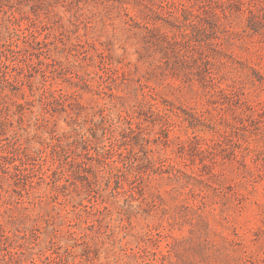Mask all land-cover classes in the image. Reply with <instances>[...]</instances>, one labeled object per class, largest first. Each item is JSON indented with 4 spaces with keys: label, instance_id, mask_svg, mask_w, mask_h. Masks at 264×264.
I'll use <instances>...</instances> for the list:
<instances>
[{
    "label": "rangeland",
    "instance_id": "obj_1",
    "mask_svg": "<svg viewBox=\"0 0 264 264\" xmlns=\"http://www.w3.org/2000/svg\"><path fill=\"white\" fill-rule=\"evenodd\" d=\"M0 264H264V0H0Z\"/></svg>",
    "mask_w": 264,
    "mask_h": 264
}]
</instances>
